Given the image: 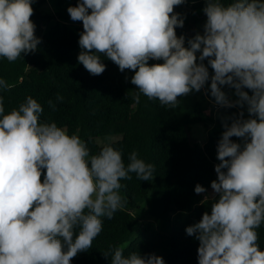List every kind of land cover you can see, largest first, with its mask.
I'll return each mask as SVG.
<instances>
[{"label":"clouds","instance_id":"clouds-1","mask_svg":"<svg viewBox=\"0 0 264 264\" xmlns=\"http://www.w3.org/2000/svg\"><path fill=\"white\" fill-rule=\"evenodd\" d=\"M33 2L0 0V57L9 62L34 52L41 42L31 20ZM184 2L79 0L67 9L71 20L83 25L78 62L93 76L106 70L101 55L121 72L132 70L136 103L142 93L175 108L178 97L200 92L210 79L216 104L247 105L249 118L241 111L225 123L217 145L211 188L218 199L186 233L199 241L198 264H264L257 232L264 224V0L227 5L207 0L203 35L189 39V47L175 31L184 19L174 8ZM150 59L163 63L149 65ZM205 59L214 71L211 77ZM224 85L239 99L231 101ZM9 87L0 79V88ZM4 112L0 97V264H70L92 247L103 230L101 218L110 220L124 208L120 181L131 179L130 173L140 181L153 180L155 167L135 151L125 166L122 153L110 145L90 156L78 135L40 122L43 108L31 96ZM232 137L242 138L243 146ZM194 191L206 189L197 184ZM109 254L111 264H165L155 254L125 256L124 246L103 255Z\"/></svg>","mask_w":264,"mask_h":264},{"label":"trees","instance_id":"trees-1","mask_svg":"<svg viewBox=\"0 0 264 264\" xmlns=\"http://www.w3.org/2000/svg\"><path fill=\"white\" fill-rule=\"evenodd\" d=\"M47 0H34L31 20L36 25L35 35L40 43L34 52L21 54L14 62L0 57V79L10 87L0 88L5 112L18 109L31 96L41 104V123H56L68 135H78L97 155L104 146H112L122 153L125 166L132 152L138 159L153 164V180L140 181L135 173L131 179H122L120 195L127 201L112 219L102 217L103 230L93 240L92 247L80 252L70 264H111L109 249L124 247V255L136 251L141 256L155 254L165 264H198L199 241L189 236L186 228L198 223L205 212L211 211V182L217 179L215 165L217 145L225 131L224 124L243 111L249 118L247 105L224 107L216 104L210 94L209 79L200 92L192 91L178 97L175 108L161 106L158 100H149L138 93L131 83L132 70L121 72L111 60L101 55L106 70L98 76L91 75L78 62L81 48L79 35L83 31L81 21H72L67 9L62 13L45 14ZM76 6L78 0H71ZM227 5L233 0H220ZM207 0H185L174 8L184 19L183 27L175 29L177 36L188 40L196 34L203 35L207 17L203 9ZM196 27V30H194ZM197 57L200 53L198 52ZM199 63V60L197 61ZM149 65L163 60H149ZM204 64L208 66L207 59ZM209 75L214 74L208 66ZM222 91L233 101L239 99L235 89L224 85ZM251 95V90L244 88ZM62 96V100L57 97ZM51 101V105L49 104ZM220 108L222 117L214 120L207 112V105ZM54 106V107H53ZM203 123L213 129L203 145L193 144L189 136L192 125ZM117 138V139H114ZM243 146V139L232 137ZM46 172V170H43ZM43 180V175L41 177ZM199 184L206 189L196 194ZM209 197L205 199V197ZM144 201L147 218L137 214ZM145 219V220H144ZM80 228L74 229V236ZM258 244L264 250V224L257 229Z\"/></svg>","mask_w":264,"mask_h":264},{"label":"rangeland","instance_id":"rangeland-1","mask_svg":"<svg viewBox=\"0 0 264 264\" xmlns=\"http://www.w3.org/2000/svg\"><path fill=\"white\" fill-rule=\"evenodd\" d=\"M73 1V0H72ZM79 1V0H78ZM71 0H47L46 4L43 6L42 10L45 14H56V13H62L64 10L68 9L71 4ZM194 30H196V27H194ZM231 100V98H230ZM233 101V100H231ZM209 114L212 116L214 120L220 119L222 117V114L220 112V108L216 107L214 105L208 104L207 105V112L206 114ZM212 126V125H211ZM208 126H206L203 123L194 124L189 129V136L191 139V142L193 144H199L200 146L203 145L209 134L213 133V129ZM117 139V138H114ZM210 193L211 198H215L218 194L214 193L213 189L208 191ZM148 201H144L141 204V208L137 214L142 215L143 218H147L146 212H144L146 205ZM144 219V220H145ZM127 244H124L122 246H126Z\"/></svg>","mask_w":264,"mask_h":264}]
</instances>
